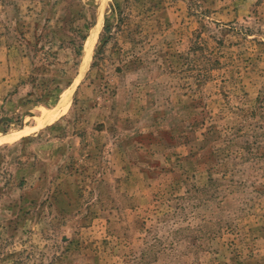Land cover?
I'll use <instances>...</instances> for the list:
<instances>
[{"label":"rangeland","instance_id":"obj_1","mask_svg":"<svg viewBox=\"0 0 264 264\" xmlns=\"http://www.w3.org/2000/svg\"><path fill=\"white\" fill-rule=\"evenodd\" d=\"M0 140V264H264V0H0Z\"/></svg>","mask_w":264,"mask_h":264},{"label":"trees","instance_id":"obj_2","mask_svg":"<svg viewBox=\"0 0 264 264\" xmlns=\"http://www.w3.org/2000/svg\"><path fill=\"white\" fill-rule=\"evenodd\" d=\"M105 29L107 30V28H105ZM86 39H87V35L84 34V35L82 36V40H86ZM78 47H79V50H80V53H81L82 50H83V45L80 44ZM35 69H36V68H35ZM38 79H39V77L36 78V77L33 76V77L31 78L32 83L37 82ZM53 89H56V90L60 91V90L62 89V86H61L60 83H58V84H56V85L54 86ZM45 93H51V91L45 90ZM36 101H40V99H37Z\"/></svg>","mask_w":264,"mask_h":264},{"label":"bare ground","instance_id":"obj_3","mask_svg":"<svg viewBox=\"0 0 264 264\" xmlns=\"http://www.w3.org/2000/svg\"><path fill=\"white\" fill-rule=\"evenodd\" d=\"M93 30V29H92ZM92 32V31H91ZM94 38H95V34H94V32H93V34L91 35V38L89 39L90 40V47L92 46V44H93V41H94ZM90 47L89 46H87V48H86V55H85V60L88 58V55L90 54ZM47 114V113H46ZM46 114H44L43 116H45ZM45 118V117H44ZM46 118H48V117H46ZM41 120H43V119H41ZM44 121H45V119H44ZM1 142H2V140H0V144H1ZM4 142V141H3Z\"/></svg>","mask_w":264,"mask_h":264}]
</instances>
